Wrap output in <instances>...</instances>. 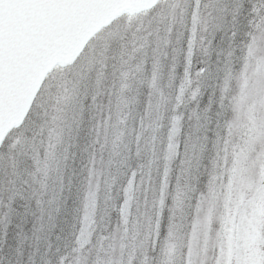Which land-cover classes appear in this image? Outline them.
Wrapping results in <instances>:
<instances>
[{"label": "snow or ice", "instance_id": "obj_1", "mask_svg": "<svg viewBox=\"0 0 264 264\" xmlns=\"http://www.w3.org/2000/svg\"><path fill=\"white\" fill-rule=\"evenodd\" d=\"M48 2L0 0V39L5 26L16 22L26 6ZM153 3L156 0H149L146 6L152 7ZM159 3L167 6L166 10L154 27L150 21L138 30L141 34L132 41L131 48L125 45L115 56L108 54L109 46L105 44L85 66L69 72L61 85H53L49 94L55 105L53 114L49 117L45 111L44 116L68 130L67 142L56 133V143L50 142L41 158L34 140L22 131L23 124L11 130L0 126V264H264V0ZM177 24L180 28H176ZM241 28L246 29V39L238 41ZM218 32L227 37L226 48L216 45ZM181 65L182 74L178 72ZM109 68L113 81L106 93L102 84ZM221 74L219 99L213 90L202 108L205 91L213 81L219 82ZM234 76L241 81V94L230 98L231 110L239 113L249 96L253 98L244 109L243 120L239 114L234 118L226 114ZM145 86L148 92L138 127L129 129L127 142L121 131L112 142L107 161L109 168L129 170L118 206L121 223L92 243L102 174L96 165L103 159L101 155L98 161L93 151L85 166L87 176L81 181L82 209L71 210L82 226L77 229L75 223L72 225L68 239L73 246L69 249L66 244L61 252L59 246H54L53 237L62 239L55 230L69 211L68 200L77 175L73 167L75 153L71 151L76 137L72 133L78 132L86 106L99 108L98 98L105 94L109 95L110 113L112 90L116 91L117 106L128 110L120 120L125 123L141 103V89ZM86 101L90 104L86 105ZM132 118L135 120V116ZM213 124L217 159L212 162L206 195L198 192V184ZM238 133L242 143H233ZM61 143L64 146L58 155L55 149ZM93 143H99V134ZM230 146L234 156L229 170L230 206H226L222 227L212 241L211 210L201 214L209 197L215 195L217 180L223 176V172L217 174L215 170L220 167L218 160L222 158L227 163ZM103 149L101 144V153ZM253 154L252 164L259 165L257 177L249 181L247 192L237 187L233 199V183L238 184ZM116 182L117 176L112 175L109 188ZM79 191L78 188L77 199ZM189 209H194L191 221ZM11 229H15L14 246L9 243Z\"/></svg>", "mask_w": 264, "mask_h": 264}, {"label": "rangeland", "instance_id": "obj_2", "mask_svg": "<svg viewBox=\"0 0 264 264\" xmlns=\"http://www.w3.org/2000/svg\"><path fill=\"white\" fill-rule=\"evenodd\" d=\"M194 7V5H192ZM165 5H161L159 3V0L156 1V3L149 9H144L136 12H131L128 10H124L117 14L109 23L102 26L100 29H98L85 43V45L82 47L81 51L76 55V57L65 64H55L50 70H48L42 81L40 82L37 90L35 91L32 100L30 102V105L22 119V121L16 125L11 126L8 130H11L12 128H19L21 124L24 125V128L22 129L23 132H26L29 137H31L35 144L38 146V148L41 150V158H43L44 152L48 150L47 145L51 143H56L55 141V135L56 133H60L61 140L63 142H67L69 133L68 130L59 122H52L50 119H45L44 112L47 111L49 117L53 114L52 109L55 107L54 104L50 102L49 94L52 92L53 85H61L64 82V79L67 77V74L69 72H74L78 67L85 66L89 60H92L94 58V54L98 53L105 44H107L108 47V54L109 55H115L118 56L119 52L122 50V47L127 45L129 48L132 46V41L135 39L136 36L140 35L139 29H141L143 26L147 25L150 21L152 22V26L154 27L156 25V22L160 19L162 11L166 10ZM179 11V9H177ZM247 11V7L245 8V12ZM244 16V13H242V17ZM245 21L244 19L241 20V23L243 24ZM176 28H180V25L177 24ZM245 28L240 29V35L238 37L239 40L246 39L243 35ZM185 34V39H186ZM223 37V43H221ZM227 37L223 33H217L216 34V40L215 43L219 47H225L227 46ZM239 54H237V58L235 59V72L238 73V70L240 68V60L238 58ZM223 59V58H221ZM213 60H216V57L213 56ZM178 72L182 74L183 72V66L178 69ZM94 74L91 77V80L94 81ZM113 81V77L111 75V69H108L107 72V78L103 81L102 87L104 89L108 88L111 85ZM223 82V76L222 74L219 77V82L213 81L212 86L208 87L207 90L210 89H216V99H219L220 88L222 87ZM177 83H179V80H177ZM118 87V84H117ZM206 90V91H207ZM108 91V90H107ZM146 92L147 95V91ZM241 94V81L238 79L233 78V80L230 83V91L228 93L229 99L226 100V114L230 118L236 117L238 114L241 117V120L244 118V109L247 107L248 104L252 103V97L249 96L248 100L246 101L243 108L240 109V112L237 113L235 111H232L233 107V101L230 99L231 97L235 96L239 98ZM114 95V103L113 105L117 104V95L116 91L112 90V95ZM141 98V97H140ZM144 100H141V103L137 106L136 112L132 114V116H135L137 123H139V118L141 116V112H144ZM86 105L90 104V101L85 102ZM98 103V102H97ZM99 105V104H98ZM140 108L142 109L140 111ZM98 108H91L87 107L84 110L82 121L84 120L86 122V119L91 124L94 130L91 131V135L87 138H85V133H83V125L84 123L81 122L78 132L74 131L72 135L76 137V139L73 141L74 147L71 149L72 152L75 153V163L73 167L76 169V177L73 181V189H72V195L68 200V213L66 216L67 224L72 231V225L75 223L76 228L79 229L82 225L79 223L78 216H75L73 212L71 211L74 207H81L82 209V199H83V185L81 184V181L84 180V178L87 176V168L85 167L87 165V162L89 160V157L93 151L96 152L97 159L100 161L101 155L103 157L102 162H99L96 166L101 169L102 174L99 177L100 181V187L99 191L97 192V200H96V207L93 215L94 220V228L95 231L92 233V243L96 242V238L99 235L102 234H108L112 232L118 224L115 221H111L112 219H109L110 211L111 209H116V207L110 206L111 200L108 201L111 194L105 192L103 189L104 187L108 188V180L110 179V175L108 172L107 167V161L110 158L111 150H112V142L116 140L117 136L120 135L121 131H123L124 136L127 134L129 135V130L123 125L121 131L120 126L118 124L120 122L119 119H122L123 116L127 113V109L123 108V106H119V108H116L114 110V116H115V126L111 125L109 127V130L100 131L99 125H100V113L97 112L96 117L94 114L96 113ZM215 109L216 105H215ZM91 115H90V111ZM89 115L90 117H87ZM25 117H27V122H25ZM91 120V121H90ZM109 124V122H108ZM122 124V123H121ZM87 125V123H86ZM213 130L208 132L209 141L207 146V151L204 153V157L202 160V166H201V172H200V181L198 184V192H203L206 195L208 194V180L209 175L213 171V160L217 159L216 156V148L214 147V140H215V124L212 126ZM131 129V128H130ZM188 130V122L185 123V131ZM164 133L166 135L167 128H165ZM99 134V143H93L97 140V135ZM50 135L52 136V140H49ZM84 135V139H83ZM134 133L132 134V137H134ZM105 136L107 137V143L105 144ZM123 136V138H124ZM127 138V137H126ZM125 138V139H126ZM129 139V136H128ZM2 142V141H0ZM120 143V142H119ZM233 143H242L241 135L238 133L234 136ZM101 144H104L103 153L100 151ZM64 144H58L55 151L58 155L62 154ZM224 156V153H221V157ZM234 156H233V150L231 146L229 147L228 153H227V163L221 158L218 160V163L220 167L216 168L217 174L223 172V176L220 177L215 185V195L210 196L208 202H206L204 206V211L202 212V216L206 215L209 210H211V218L209 222V236L212 241L215 240V237L217 233L220 231L222 227V221L223 217L227 212V207L229 205V188L228 184L230 180L232 179V174L229 171L232 167ZM254 159L253 157L250 158L247 170L238 178V184L233 183V192H232V198H235V193L237 190V187L240 189H243L245 192L248 191V183L251 180H255L257 177V174L259 172V165L258 164H252L251 160ZM179 161H177L178 163ZM31 162L29 161V164ZM71 163V161H69ZM123 174L129 178V172L127 168L123 169ZM155 175V173H154ZM127 178V180H128ZM107 181V183H106ZM127 183V181H126ZM158 183V179H157ZM126 185V184H125ZM78 188L79 191V199H77V191ZM102 193V198H100V194ZM107 198V200H105ZM141 201L143 200V196L141 195ZM75 201V203H74ZM106 201L109 205V209L106 210V207H103L100 211H97L99 202ZM171 202V200H169ZM196 199L194 198L192 201V204L195 205ZM107 205V206H108ZM194 212V209H189V216L188 220L191 221L193 218L192 213ZM82 215V212L81 214ZM131 220L132 217H129V227H131ZM107 243V242H106ZM68 245H72L71 243H67Z\"/></svg>", "mask_w": 264, "mask_h": 264}, {"label": "water", "instance_id": "obj_3", "mask_svg": "<svg viewBox=\"0 0 264 264\" xmlns=\"http://www.w3.org/2000/svg\"><path fill=\"white\" fill-rule=\"evenodd\" d=\"M148 2L50 0L26 6L0 39V126L8 130L22 121L45 73L55 64L72 61L117 14L149 9Z\"/></svg>", "mask_w": 264, "mask_h": 264}, {"label": "trees", "instance_id": "obj_4", "mask_svg": "<svg viewBox=\"0 0 264 264\" xmlns=\"http://www.w3.org/2000/svg\"><path fill=\"white\" fill-rule=\"evenodd\" d=\"M104 90L107 93L108 88H106ZM213 90H215L217 92L216 89H210V90L205 91L203 99L201 100V107L202 108L208 104L209 96L212 94ZM144 91L148 92V89H147L146 86L141 89L142 95H141L140 100H144L145 97H146V92H144ZM97 102L100 105V107L97 109V111L94 114V116L96 117L97 112L100 113V115H99L100 116V125H99L98 129H100V131L105 130V133H106V130H109V127L111 125L115 126V124H116V122H115L116 114L114 116V110L116 108H119V107L117 106V104H115V106L113 105V103H114V95L111 96L110 113H109V95L105 94V95L99 97ZM141 110L142 109L140 108V111ZM213 111L214 112L216 111L215 105L213 106ZM141 113H142L141 115H143V112H141ZM90 115H91V111H90ZM87 117H90V116L87 115ZM135 119H136V117H135ZM120 120L121 119H119L118 122H120ZM82 122L84 123L82 131H83V133H85V138H87L89 136V134L91 135V131L94 130V129L91 126V124L88 122L87 119H86V122L84 120ZM108 122H109V124H108ZM186 122H187V120H186ZM86 123H87V125H86ZM124 124L127 127V129L129 130L130 128L138 127L139 123H137V121L133 120L132 116H129L128 120L125 123H122V124L119 123L118 124V126H120V129H119L120 131H121V129H122ZM128 136L129 135H127V134L124 136L123 140L125 142L128 141ZM132 138L134 140V137H132ZM83 139H84V135H83ZM119 142L120 141H117V143H119ZM131 147H132V150L134 152L135 151L134 143L131 145ZM145 159H146V157H145ZM136 163H137V161L134 158L132 160V166L135 167ZM123 169L124 168H121L119 171H117V168L115 166H112L111 168L108 167V172L107 173L110 175L109 176L110 179L108 180V183L111 182V176L112 175H116L117 176V182L115 184H113L111 186V188H109V186H108V188L104 187V189H103L105 192L111 194L109 199H108V201L111 200L110 206H112V204L116 203V206H117L116 209L109 210L110 211L109 219H112L111 221H115L116 223H120L121 222L118 206L123 200V193L121 191V188H122L123 185L126 184V181H127V178H128V176L126 177L123 174ZM128 172H129V170H128ZM99 197L100 198L103 197L102 193L100 194ZM105 200H107V198ZM107 205L108 204H107L106 201L99 202L97 211H100L103 207H106V210L109 209V205L108 206ZM61 229H63V232L61 231ZM14 231H15V229H11L10 233H9V243L12 244L13 246L15 244V241H14V238H13ZM70 232H71V230H70V228H69V226L67 224L66 217H62L61 221L58 222L57 228L55 230V234L60 235L62 237V239L57 241V240H55V235L53 237L54 246H59L60 249H61V252H63L65 250V245L67 243H71L72 244L71 239H68V234ZM67 246H68L69 249L72 247V245L70 246L68 244H67ZM42 251H43V249H42ZM69 255H72V253L70 251H69Z\"/></svg>", "mask_w": 264, "mask_h": 264}]
</instances>
